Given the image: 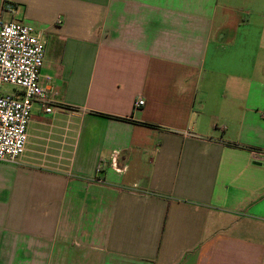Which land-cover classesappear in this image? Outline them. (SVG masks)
Instances as JSON below:
<instances>
[{
  "label": "crops",
  "instance_id": "crops-1",
  "mask_svg": "<svg viewBox=\"0 0 264 264\" xmlns=\"http://www.w3.org/2000/svg\"><path fill=\"white\" fill-rule=\"evenodd\" d=\"M0 17L43 39L53 107L0 162V264H264V0H0Z\"/></svg>",
  "mask_w": 264,
  "mask_h": 264
},
{
  "label": "built area",
  "instance_id": "built-area-1",
  "mask_svg": "<svg viewBox=\"0 0 264 264\" xmlns=\"http://www.w3.org/2000/svg\"><path fill=\"white\" fill-rule=\"evenodd\" d=\"M45 54V43L33 26L0 17V162L16 163L25 154L35 104L46 113L53 111L40 85ZM5 85L14 91H3ZM144 104L140 100L137 107ZM254 155L264 162V150Z\"/></svg>",
  "mask_w": 264,
  "mask_h": 264
},
{
  "label": "rangeland",
  "instance_id": "rangeland-1",
  "mask_svg": "<svg viewBox=\"0 0 264 264\" xmlns=\"http://www.w3.org/2000/svg\"><path fill=\"white\" fill-rule=\"evenodd\" d=\"M2 90L5 91V92H13L14 91V88L12 86H9V85H5L2 87ZM38 108L35 107L34 108V111H33V114L34 115H37V112H38Z\"/></svg>",
  "mask_w": 264,
  "mask_h": 264
}]
</instances>
